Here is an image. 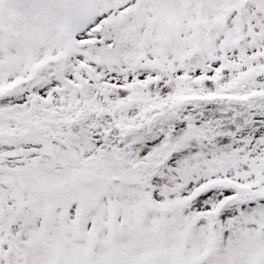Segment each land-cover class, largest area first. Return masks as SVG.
<instances>
[{"label": "snow or ice", "instance_id": "1", "mask_svg": "<svg viewBox=\"0 0 264 264\" xmlns=\"http://www.w3.org/2000/svg\"><path fill=\"white\" fill-rule=\"evenodd\" d=\"M0 264H264V0H0Z\"/></svg>", "mask_w": 264, "mask_h": 264}]
</instances>
